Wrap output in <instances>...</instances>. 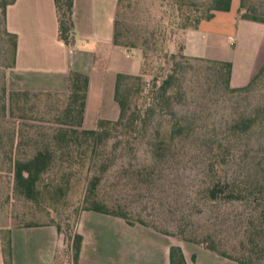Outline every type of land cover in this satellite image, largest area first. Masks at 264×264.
I'll list each match as a JSON object with an SVG mask.
<instances>
[{"label": "rangeland", "instance_id": "374dc122", "mask_svg": "<svg viewBox=\"0 0 264 264\" xmlns=\"http://www.w3.org/2000/svg\"><path fill=\"white\" fill-rule=\"evenodd\" d=\"M184 1L202 7L211 3V0ZM245 12L250 16H264V0H246ZM117 19L124 34L122 39L137 43V47L129 44L125 47L134 50V58L141 59L140 73L133 75L143 76L142 95L150 93L154 80L163 79L177 67L172 89L174 104L172 107L166 104L164 111L154 117L147 116L145 123L134 130L128 123L142 102L138 99L139 82H136L134 95L129 96L132 109L125 126L116 127L108 122L110 119H86L84 128L96 129L101 124L105 132L95 153L89 151L83 163L77 160L71 168L68 164L62 165L61 170L72 169L77 174L64 194L43 198L47 210L43 205L13 196L12 173L4 158L9 148H0V264H4V231L11 227L29 221L55 222L64 236L71 239L79 215L86 210L85 197L94 176L99 178L97 199L121 209L133 220L143 219L145 224L136 222L135 225L165 235L168 245H180L191 252L195 247L205 248L213 243L231 256L264 264V230L260 233L258 226L261 208L257 209V193L252 194L257 184L264 183V127L244 134L240 140L223 142L219 157L216 155L220 152L212 151L210 146L212 140L226 135H222L225 128L264 99V82L251 92L223 93L210 79V72L205 67L199 68L202 63L182 56L181 40H175V34L185 30L184 18L179 17L172 0H121ZM3 26L0 18V32ZM254 41L243 30L242 36L228 43L218 38L215 49L207 48L205 54L233 59L237 53L236 59L241 55L238 61L244 63L242 55ZM230 44H236L235 49ZM6 45L0 35V87L6 85L9 91L28 90L38 97L31 100L32 111L16 110L15 117L0 118V122L6 120L5 127L0 126V135L6 139L14 132L28 142L30 135L57 125L55 108L68 96V81L57 77L40 81L32 76H20L10 66L11 54L4 52ZM108 99L107 94L106 102H100V106L92 100L91 106L105 114L109 109ZM182 117L192 119H179ZM180 123L190 130L174 136L173 129ZM25 144L21 145L20 153H31L34 148ZM221 158L226 161L222 173L249 184L247 198L223 196L212 200L207 195L206 188L212 183L207 169ZM217 168L221 169L220 165ZM129 239L135 244L137 261L158 254L150 235L134 232Z\"/></svg>", "mask_w": 264, "mask_h": 264}, {"label": "crops", "instance_id": "0c3cea01", "mask_svg": "<svg viewBox=\"0 0 264 264\" xmlns=\"http://www.w3.org/2000/svg\"><path fill=\"white\" fill-rule=\"evenodd\" d=\"M118 3L119 0H75V37L71 46L59 36L54 0H16L7 8V29L18 36L14 70L20 76L45 81L50 77L67 79L72 70L89 75L84 123L86 119H118L117 75L140 73V57L134 58V50L114 41ZM240 4L241 0H232L230 11H216L213 19L203 20L197 28L175 34L186 55L231 61L234 87L246 85L264 61V23L241 18ZM243 30L255 40L242 55L244 63L238 61L241 55L236 59L237 53L233 59L205 54L207 48L215 49L218 38L228 43L242 36ZM230 45L235 49L236 44ZM107 94L109 109L102 114L93 109L91 101L100 106L106 102ZM10 229L12 264H170L169 249L173 244L168 245L165 235L94 210H83L77 219L75 233L83 236L77 261L73 260L70 239L56 225ZM134 232L150 235L158 254L137 261L135 244L129 241ZM182 248L188 264H240L204 247H195L191 252Z\"/></svg>", "mask_w": 264, "mask_h": 264}, {"label": "trees", "instance_id": "16d2710c", "mask_svg": "<svg viewBox=\"0 0 264 264\" xmlns=\"http://www.w3.org/2000/svg\"><path fill=\"white\" fill-rule=\"evenodd\" d=\"M16 0H0V18L3 21V30L0 32L4 39L6 49L5 53L11 54V67H15L16 51L18 36L7 29V8L14 4ZM58 24L59 36L67 44L72 45L75 37V24L73 20L75 0H54ZM208 6H195L193 3H186L184 0H172L174 9L179 12V17L184 18L183 29L197 28L203 20H211L215 17L216 11H230L232 0H211ZM121 3L119 0L118 7ZM188 6V8L186 7ZM246 7V0H241L239 15L243 19L252 20L264 23V16H250L243 10ZM118 11V10H117ZM176 22V21H175ZM175 24H180L178 21ZM124 34L120 31V23L116 17L114 41L117 45L137 47L134 41H124L122 37ZM165 38V34L162 35ZM163 38V39H164ZM165 40V39H164ZM175 56V55H174ZM183 57L190 60H195L202 63V67L212 75L213 83L217 87L222 88L225 94L251 92L264 82V61L258 72L252 79L244 86H232V68L233 63L229 60L211 59L206 57L189 56L182 54ZM177 73V67L171 70L161 80H154L153 86L148 95H142V88L144 79L142 75H133L126 73H119L116 78V101L120 108L119 118L115 121L108 122L114 124L116 127L125 126V119L128 118V112L131 110L129 104V96L134 95L133 88L136 82H139V100L141 104L134 109L131 121L128 123L135 130L139 124H144L147 116L154 117L155 114L162 113L164 107L168 104L172 107L174 104L173 82ZM89 75L72 70L68 74V96L60 107H56L55 126L44 127L37 133V135H30L28 142L23 141V137L16 136L15 133L4 139L0 135V148L8 147L5 151L4 158L9 163V170L12 173V194L16 198H23L27 201L34 202L40 206L46 203L47 195H55L56 193L64 194L71 182L76 176L77 172L74 170H61L62 165L68 164L69 168L75 162L85 161L84 158L88 152L95 153L99 141L105 132L103 126L100 124L96 129H86L84 125V114L86 109ZM131 85L129 86V84ZM214 85V86H215ZM126 86V91L123 94V88ZM33 97H38V94L32 93L28 90L23 91H9L6 85L0 87V118L15 117L16 110H22L26 113L32 111L33 107L30 105ZM35 106V105H34ZM26 115L22 116L25 118ZM179 119H192L190 117H182ZM235 122L231 123L225 131L222 132L221 139L212 140L210 146L212 151H219L216 157L221 155V148H224L225 141L232 142L240 140L244 134H249L256 128L264 127V99L259 100L253 109L246 115L237 118ZM127 124V125H128ZM136 124V126H135ZM6 125V120L0 122L3 128ZM190 128L186 125H178L173 129V135H182L189 131ZM218 140V141H217ZM224 142V143H223ZM31 145L34 150L31 153H20L22 144ZM222 159V158H221ZM79 160V161H77ZM226 164L224 159H217L212 162L207 169L212 183L206 188L207 195L212 200L220 197L226 199L242 198L249 195L248 183L246 181L235 179L228 174L222 173V166ZM220 165L221 169L217 166ZM99 182L98 177H92L89 183L86 200V210H94L114 216L123 218L128 224L135 225L136 222L145 224L143 219L133 220L127 213L121 209L111 207L103 200L96 198V189ZM257 193V194H256ZM256 194L255 200L258 202L257 209L259 211L258 222L259 228L264 230V183L257 184L254 187L253 193ZM46 205H43L45 208ZM52 224L58 227L62 232L60 225L55 222L40 223L39 221H29L17 227H31ZM4 264H12V241L11 229L4 231ZM63 233V232H62ZM83 244V236L75 233L70 239V248L73 255V260L77 261ZM206 249L216 252L224 257L233 259L240 264H255L253 261L247 259H239L231 256L224 251H220L215 244H210ZM169 263L170 264H188L183 248L180 245H171L169 249Z\"/></svg>", "mask_w": 264, "mask_h": 264}]
</instances>
